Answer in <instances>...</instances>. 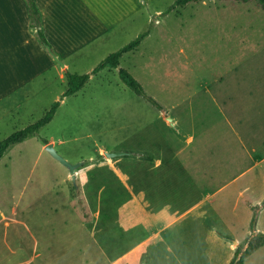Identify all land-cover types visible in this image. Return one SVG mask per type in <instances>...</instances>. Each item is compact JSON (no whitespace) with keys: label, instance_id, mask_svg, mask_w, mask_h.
Wrapping results in <instances>:
<instances>
[{"label":"rangeland","instance_id":"374dc122","mask_svg":"<svg viewBox=\"0 0 264 264\" xmlns=\"http://www.w3.org/2000/svg\"><path fill=\"white\" fill-rule=\"evenodd\" d=\"M176 1L148 2L105 50L145 34L120 68L162 109L125 85L119 68L64 98L67 80L51 71L0 103L1 140L61 101L49 124L0 160V206L28 219L59 217L50 232L63 234L54 243L66 245V264H229L264 234V144L256 159L236 133L242 118L244 129L254 123L264 132V8L256 0ZM97 65L76 62L70 71ZM193 138L206 154L188 155ZM45 141L83 162L78 189ZM244 264H264V246Z\"/></svg>","mask_w":264,"mask_h":264},{"label":"crops","instance_id":"0c3cea01","mask_svg":"<svg viewBox=\"0 0 264 264\" xmlns=\"http://www.w3.org/2000/svg\"><path fill=\"white\" fill-rule=\"evenodd\" d=\"M154 1L157 0H35L41 14V28L51 52L39 41L31 27L27 1L0 0V103L19 94L35 79L51 71L64 78L65 71H70L76 62L99 64L109 55V51H105L107 47L122 36L124 25L127 26L145 11L148 2ZM51 53L64 62V68L59 67ZM103 70L111 71L110 68ZM244 121L242 118L236 123L239 130L236 131L237 137L241 144L251 146L252 152H256V159H262L257 146L264 144V132L260 137L258 126L254 123L250 124V130L244 129ZM192 140L194 146H190L192 149L188 155H198L196 152L200 150L206 154L198 147L204 143H200L198 138ZM46 145L44 143L43 148ZM162 174V179L167 178L164 172ZM201 174L209 178L208 173ZM70 177L68 173L64 180L67 182ZM212 196L210 194L209 198ZM16 207L12 205L5 211L0 206V264H66L61 260V252L65 253L66 245L61 248L59 243H54L55 240L60 241L63 234L55 236L50 232L52 225L61 224L57 222L60 218L50 216L51 211L47 216L32 219L19 217ZM51 210L57 213V207ZM66 218L63 216V220Z\"/></svg>","mask_w":264,"mask_h":264},{"label":"trees","instance_id":"16d2710c","mask_svg":"<svg viewBox=\"0 0 264 264\" xmlns=\"http://www.w3.org/2000/svg\"><path fill=\"white\" fill-rule=\"evenodd\" d=\"M28 5V11L31 18V27L35 31L39 41L48 49L51 50L50 44L48 43L46 36L41 28V14L37 8L35 0H26ZM197 1V0H177L175 5L185 6L187 3ZM242 2H247L249 0H237ZM257 3L264 8V0H256ZM145 34L140 35L136 39L132 40L128 44L124 45L117 51L110 53L104 60H102L90 73L79 74L74 73L69 70L65 71V77L67 80V88L63 94V98L76 94L78 91L83 89L89 82L91 75L98 74L105 68L115 69L119 68V76L121 80L127 85L132 91H134L139 96H146L145 90L141 83L126 69L120 68V59L123 54L133 51L139 47ZM52 52V50H51ZM147 99L153 102L158 108L162 109V106L151 97ZM61 105V101H55L51 107L44 113V115L34 123L28 125L26 128L15 131L8 137L0 140V160L8 150L11 145L25 141L26 139L34 136L39 130L49 124L55 117L57 110ZM45 144H48L45 141ZM255 208V207H254ZM255 217V216H254ZM254 217L250 223L251 229L255 226ZM264 246V234H259L253 239H247L246 248L238 247L235 251L229 264H244L245 259L255 250Z\"/></svg>","mask_w":264,"mask_h":264},{"label":"water","instance_id":"95a60500","mask_svg":"<svg viewBox=\"0 0 264 264\" xmlns=\"http://www.w3.org/2000/svg\"><path fill=\"white\" fill-rule=\"evenodd\" d=\"M52 54V57L53 59L59 63V65H61V67H65V64L64 62L58 58V56H56L54 53H51ZM170 120L172 118H169ZM45 149L49 152V154L55 158L56 160H58L61 164H63L65 167H67L69 169V173H70V176H71V179L73 181V183L75 184L76 186V179H77V176H76V169L78 167H80L83 162H77V163H72L70 162L69 160H67L64 156H62L60 153H58V151L56 150L55 146L53 143H49L46 145ZM105 155L107 157H116V156H122V155H125V153L123 152H105ZM76 189L77 186H76ZM235 244H238L237 241H234Z\"/></svg>","mask_w":264,"mask_h":264}]
</instances>
